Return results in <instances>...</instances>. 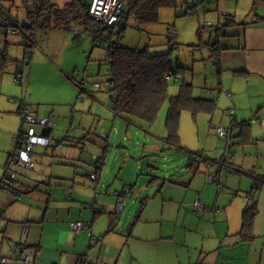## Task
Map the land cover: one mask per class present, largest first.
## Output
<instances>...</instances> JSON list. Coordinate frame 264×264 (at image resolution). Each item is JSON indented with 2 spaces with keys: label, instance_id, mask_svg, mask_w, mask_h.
Wrapping results in <instances>:
<instances>
[{
  "label": "crops",
  "instance_id": "obj_1",
  "mask_svg": "<svg viewBox=\"0 0 264 264\" xmlns=\"http://www.w3.org/2000/svg\"><path fill=\"white\" fill-rule=\"evenodd\" d=\"M190 1L196 5L194 13L198 15L197 5L202 12L197 47L206 39L204 45L217 41L221 48L214 54L207 47L217 77L211 85L217 82V92L208 89L204 98L215 101L216 110L197 118L217 116L229 121L226 128L232 127L231 137L216 136L225 140V154V145L221 156L213 159L199 149H184L179 132L178 142L171 144L165 127L167 104L157 121L147 125L137 118L115 116L108 102L103 103L104 112L81 99L75 75L80 64L62 50L79 47L84 34L71 28L82 27L72 21L60 29L52 17L47 18L33 33L36 48L28 71L22 72V83L14 86L5 76L12 74V62L22 60V53L13 59L7 53L9 62L0 72V96L12 94L0 98V260L11 253L10 264L24 261L23 257L30 264H264V174H258L260 160L249 161L251 150L256 148L257 155L263 150L257 143L264 134L259 135L256 127L264 131V0H180L177 10ZM227 17L232 22L224 26ZM206 22L211 23L208 30L203 28ZM11 38L13 45L22 47V33ZM59 42L66 47L57 46ZM169 90L171 96L176 94V87ZM194 95L199 97L195 86ZM87 97L96 100L93 93ZM22 103L35 117L49 118V130L33 128L53 147L50 155L49 148L33 149L31 170L19 166L7 170L16 140L25 131L19 113ZM219 107L222 114L217 113ZM230 109L235 111L233 120ZM201 134L206 139L211 136ZM136 146L141 150L138 158L131 157V148L139 152ZM233 148L248 157L236 154L232 161ZM166 151L185 152L186 165L178 169L164 164V175L155 176L147 165L152 161L149 157ZM229 153L227 160L224 156ZM175 155L170 154L173 161L178 159ZM190 155L197 160L190 161ZM11 172L12 182L2 187L3 176ZM226 173L237 175L241 182L226 178L228 192L221 180ZM91 174H96V181ZM119 195L125 205L117 212ZM196 202L205 211L195 210ZM248 208L254 214L242 229ZM73 222L83 223L86 229L72 231ZM91 237L96 238L93 245ZM17 244L21 247L15 251Z\"/></svg>",
  "mask_w": 264,
  "mask_h": 264
},
{
  "label": "trees",
  "instance_id": "obj_2",
  "mask_svg": "<svg viewBox=\"0 0 264 264\" xmlns=\"http://www.w3.org/2000/svg\"><path fill=\"white\" fill-rule=\"evenodd\" d=\"M83 0H73L65 4L62 8L56 9L54 0H22L23 8L29 19H36L35 23L38 27L42 24L40 21L54 17L56 27L66 29L72 21L78 22L85 30L88 29V19L86 16L85 6ZM124 5V22L117 29L105 28L100 36L95 34H87L91 38L92 48H104L106 51L103 62L108 65V109L112 111L115 116L121 118H137L147 125L154 124L159 115L167 104L165 127L168 132V141L171 144L178 142V132L180 126V118L183 112L191 114L192 118H197L198 115L207 113L213 114L216 110L215 101L211 98H200L194 95V86L191 82L183 79L184 67L179 65L174 67L170 58V51L151 53L147 48L132 49L125 48L120 45V41L128 27V20L135 21V28L140 30L144 24L154 23L158 20V13L161 8L169 6H179L180 0H121ZM184 0H181V3ZM188 3V2H187ZM183 4L181 7L185 6ZM183 11L178 12V15L186 16L193 12L196 5L189 4ZM56 10V14H54ZM10 12V11H9ZM11 14V12H10ZM11 16H13L11 14ZM230 22V23H229ZM231 20L225 18V25H231ZM30 21L28 27L21 26L15 34L0 33V36L5 38L4 47L0 48V72L3 73L7 62V46L10 44L7 40L9 37L16 36L22 33L24 41L22 47L24 48L23 59L13 61V75L19 77L22 83V72L30 65V57L33 50L36 48L34 31ZM63 27V28H62ZM38 29V28H37ZM223 27L218 28V33L222 32ZM172 27L168 29L169 41L175 38L174 34L170 36ZM220 30V31H219ZM174 31V30H173ZM200 34V30L199 33ZM222 34V33H221ZM220 34V35H221ZM171 46L172 50L174 48ZM197 47V46H194ZM210 51L214 54L221 51L219 43H211L207 45ZM182 79L179 84L178 92L175 95L169 94V83ZM84 79L77 83L79 88V96L85 94ZM14 82V81H13ZM18 84L17 82H14ZM24 105L23 103L20 105ZM229 116V115H228ZM23 132L21 131V135ZM20 137V135L18 136ZM17 141V140H16ZM50 141V139H49ZM16 145V143H15ZM52 142L46 148H52ZM197 160L195 156L190 155V161ZM207 161L202 159V161ZM101 161H96L100 163ZM98 166V165H97ZM11 167V166H10ZM8 165L7 170L10 169ZM91 176V175H90ZM261 181H264V177ZM3 187L4 185L1 184ZM5 187V186H4ZM253 208L245 209L243 214V226L245 229L251 222L253 216ZM19 245V244H17Z\"/></svg>",
  "mask_w": 264,
  "mask_h": 264
},
{
  "label": "rangeland",
  "instance_id": "obj_3",
  "mask_svg": "<svg viewBox=\"0 0 264 264\" xmlns=\"http://www.w3.org/2000/svg\"><path fill=\"white\" fill-rule=\"evenodd\" d=\"M73 0H54V4L57 7L62 8L66 3H70ZM187 1V0H186ZM196 1V0H195ZM91 0H83V5H89ZM0 4L2 7H4L6 10L10 11L11 14L18 20L20 26L28 27L30 25V19L26 15V11L23 8L22 0H0ZM201 5V4H200ZM198 9V15L200 16L201 9L197 5ZM178 11H181L180 8L175 6H169L165 8H161L158 13V20L154 23H148L144 24L140 27V30L136 29L134 26L135 21L132 19L128 20V27L120 41V45L125 48H136V49H145L147 48L149 52L151 53H160L165 51H170V58L172 61V65L174 67H178L181 65L184 67L183 71V79L185 81H189L193 83V85L196 87L197 94L199 97L204 98L208 94V89H211L214 92H217L216 90V84L213 86L211 85L212 79H217L216 77V70L213 69V60L211 57H209L208 48L205 44L206 39L200 38L202 41V45L199 47H194L199 45L198 37H197V29L199 27L198 21L202 23L203 20H201V16L198 19L197 13L191 12L187 16H179ZM54 19V17H53ZM42 22V21H40ZM55 22V19L53 20ZM174 27L176 31L175 38L172 40L173 42L169 41V34L168 29L170 27ZM71 39L73 35H70ZM171 36V35H170ZM18 38V37H16ZM200 40V41H201ZM4 41L5 38L0 36V48L4 47ZM10 44L7 46L6 50L7 53H9V57L11 59L13 58H19V55L21 53L23 54L21 46L13 45V38L9 37L7 40ZM72 43V41H70ZM62 42L57 43V46L60 47H66L61 44ZM204 43V44H203ZM77 44H80L79 47L74 48L71 50L69 47L62 50V54L65 57L73 56L75 57V61L80 64V67H78V72L75 73L77 77L79 78V82H81L83 79L84 81V90L86 91L85 94L80 95L81 99L86 98L85 100H89L90 103H95L96 106L100 107L105 110L107 109L106 106L103 105V103L108 102V88H107V81H108V65L103 62V59L105 58V49L104 48H98L94 47L92 48L91 45V38L89 35L84 34L82 35L81 39L77 42ZM173 44L174 48L172 50L171 46ZM78 48V49H77ZM80 49V50H79ZM9 51L13 52L11 54ZM24 51V50H23ZM16 53V54H15ZM23 57V55H22ZM31 61V60H30ZM212 68V69H211ZM29 67L25 68V71H28ZM210 73L213 74L212 78L210 79ZM27 74V73H26ZM5 76H8L11 78L12 84L15 86V83L13 82L14 75L13 73L11 75L5 74ZM178 80V82H177ZM175 81H170L169 88L173 89L176 87V93L179 89V84L181 83L182 79H177ZM177 82V83H176ZM17 89L20 90V86H17ZM80 91L77 90V94H79ZM87 93V94H86ZM90 93H93L94 97L96 98L95 101L93 99L87 97ZM170 93V90H169ZM4 95H7L6 93H2L0 98ZM80 100V99H79ZM84 101V100H83ZM222 104L224 105L223 101L220 100ZM219 110L217 111L218 114H222L223 108L219 107ZM226 120H228L226 118ZM251 122L253 120L251 119ZM228 122H223L222 118H217V116L211 118V117H200L197 118V121L194 122L192 116L188 112H183L181 114V120H180V127H179V137H180V145L184 149H199L200 151H204V154H206L211 159L213 158H219L221 156V150L223 146L225 145L224 154L226 151V142L225 140L218 139L216 130L220 127H228ZM205 132V135L208 133L211 134V136L206 139L204 135L201 134V132ZM256 131L259 135L264 134V131L261 129H257ZM206 144V149H204V146ZM260 148L263 150L257 151L251 150L249 154H251L253 157L249 159V161H253L255 164L260 160V168L258 169L260 171V175L264 174V137L257 143ZM139 152H136L131 148L132 154L131 157L138 158L140 153V148L136 146ZM250 147H255L254 145ZM165 148H167L165 146ZM48 149V148H44ZM51 148L48 149V155L51 154ZM250 151V149H248ZM170 154H176L178 156V159L176 158L175 161H173V157H170ZM232 158L236 157H248L247 154H244L243 150L240 149L239 152L236 153V150L233 148L231 151ZM163 155H166V162L163 160ZM175 155V156H176ZM259 156V157H258ZM141 157V156H140ZM227 157V158H226ZM225 159H229V154H226ZM250 157V156H249ZM172 158V161L170 160ZM149 159H152L151 162L147 163V165H150L152 167V172L155 173V176H161L164 175V164L167 166L178 165V169H180L182 166L186 165V154L185 152H176V153H170L169 151L152 154V156L149 157ZM230 160V162H231ZM247 163H249L247 161ZM252 164V162H250ZM15 167L16 165H11ZM13 171L19 170L18 168H13ZM201 171L203 173H206V167L201 166ZM228 172V171H227ZM23 173L27 174L28 172L24 171ZM222 184L228 192L227 186L224 183L226 178H235L237 180V184H240V179H237V175H234L233 173H226L223 174ZM1 252V251H0ZM11 253L7 255V261L10 264L12 262Z\"/></svg>",
  "mask_w": 264,
  "mask_h": 264
},
{
  "label": "built area",
  "instance_id": "obj_4",
  "mask_svg": "<svg viewBox=\"0 0 264 264\" xmlns=\"http://www.w3.org/2000/svg\"><path fill=\"white\" fill-rule=\"evenodd\" d=\"M188 3H186L185 6L181 7L182 11L187 8ZM124 5L121 0H91L89 5L85 6L86 16L88 19V29L78 28V27H72L71 30L75 34H81V33H89V34H95L100 36L102 34L103 29L105 28H111V29H117L119 26L122 25L124 22ZM31 21H36V19ZM32 30L35 32L38 28V24H31ZM211 27L210 22H206L203 25L204 30H208ZM19 29H21L20 24L14 19L13 16H11L10 12L6 10L4 7L0 4V33L4 34H15ZM174 31L171 30L170 35H173ZM0 67H1V61H0ZM14 82H20L19 77H14ZM20 116H21V122L23 127H25V131L23 132L20 137L17 138L16 146L11 153L9 160H8V167L11 165L19 166L26 170H31L33 167L32 161H31V154L33 149L36 146H42V147H48L50 144V141L45 136H42L40 134H37L34 130V126H38L42 128L43 130H49L52 127V124L49 120V118H37L34 115H32L31 110L29 107L22 105L19 110ZM228 115L230 119L233 120L235 111L233 109H230L228 112ZM217 135L219 138L226 139L230 138L232 135V127L230 128H217L216 130ZM230 156V153H229ZM14 178V174L11 173H5L2 179V184L7 188L10 183L12 182ZM90 178L94 181H96V174H91ZM212 181L217 184L218 178L214 176L212 178ZM128 192V190H125V193ZM125 205V200L123 195H119L117 197L116 202V210L117 212H120ZM195 210H198L200 212L205 211V207L199 203L196 202L194 206ZM70 229L76 233L81 232L82 230L86 229V226L81 222H73L70 223ZM24 234H27V229H25ZM96 243V238L91 237L90 238V244L93 245ZM21 247L19 245L14 246V250L18 251V248ZM24 256V255H23ZM24 261L17 262L16 264H27L28 260L27 258L23 257ZM6 259L2 258L0 260L1 263H6ZM86 263V262H85ZM30 264V263H28Z\"/></svg>",
  "mask_w": 264,
  "mask_h": 264
},
{
  "label": "water",
  "instance_id": "obj_5",
  "mask_svg": "<svg viewBox=\"0 0 264 264\" xmlns=\"http://www.w3.org/2000/svg\"><path fill=\"white\" fill-rule=\"evenodd\" d=\"M188 3L191 4L192 2L190 1ZM54 14H56V10H54ZM54 145H56V144H54ZM52 146H53V144H52Z\"/></svg>",
  "mask_w": 264,
  "mask_h": 264
}]
</instances>
